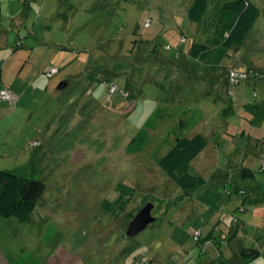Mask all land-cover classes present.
<instances>
[{
	"label": "rangeland",
	"instance_id": "374dc122",
	"mask_svg": "<svg viewBox=\"0 0 264 264\" xmlns=\"http://www.w3.org/2000/svg\"><path fill=\"white\" fill-rule=\"evenodd\" d=\"M253 1L261 15L246 42L215 66L188 55L193 0H49L21 26L5 20L30 50L36 45L32 60L46 84L9 109L27 110L25 118L0 119V169L42 180L46 191L30 220L0 215V264H221L229 247L221 235L235 238L230 247L262 251L245 264H264V218L252 202L264 190V0ZM186 58L201 70L182 67ZM54 66L62 68L49 77ZM247 68L248 78L231 80ZM68 74L78 78L59 89ZM158 109L167 120L151 143L129 149ZM198 132L216 158L199 171L206 184L188 194L158 159L177 137ZM244 167L256 173L244 180L262 186L250 189L247 209L235 181ZM148 203L156 221L126 240Z\"/></svg>",
	"mask_w": 264,
	"mask_h": 264
},
{
	"label": "trees",
	"instance_id": "16d2710c",
	"mask_svg": "<svg viewBox=\"0 0 264 264\" xmlns=\"http://www.w3.org/2000/svg\"><path fill=\"white\" fill-rule=\"evenodd\" d=\"M2 0H0V18ZM261 15L260 8L252 0H193L188 18L198 23L190 54L205 64L221 62L234 46L243 45ZM157 118H151L138 135L132 139L129 149L140 151L145 143L153 140L152 133L167 120L166 114L157 110ZM208 145V137L198 132L191 136L177 137L170 150L158 159L159 165L169 178L192 193L206 184L207 179L193 168V160ZM243 176L254 177L256 173L242 168ZM240 190L244 189H239ZM46 191L42 180L31 178L17 171L0 169V215L15 216L28 221ZM246 193V190H244ZM229 240V239H228ZM262 255L255 247H244L239 256L248 263ZM221 264H233L223 259Z\"/></svg>",
	"mask_w": 264,
	"mask_h": 264
},
{
	"label": "crops",
	"instance_id": "0c3cea01",
	"mask_svg": "<svg viewBox=\"0 0 264 264\" xmlns=\"http://www.w3.org/2000/svg\"><path fill=\"white\" fill-rule=\"evenodd\" d=\"M48 2H49V0H2V15L0 18V62L2 64V65H0V92H1V90L5 89V88H9L17 96V102L12 103V102H9V101L1 98L2 101H0V119L7 117V116L8 117L10 116L11 124H14V122H17L21 118L22 119L25 118V116H23V115H24V113H27L26 112L27 110L21 111L17 108L13 112L9 109L12 106L16 107V105H21V104L24 105L25 99L27 98V95L30 92V90L33 87H34L33 89L35 91L43 89L44 85L46 84V80L43 78V76L41 77L39 72H37L36 62H33V60H32V55L34 53V51L32 49H35L36 45L31 44L33 46V48L30 50L29 46L27 45L26 39L25 40H24V38L20 39L17 36L18 34L15 35L14 32H12L13 31L12 28H11V30L5 29L6 28V26H4L5 20L11 19L12 22H17V24H20V22H21V24H22L23 20H21V18L30 19L32 17V13L35 12L36 7L40 3H43V5L46 6L48 4ZM21 3L23 5H21ZM21 24L19 26H21ZM19 26H17V27H19ZM194 26H195V29H194L195 37H196L198 27H197V25H194ZM31 33L35 34L36 32L33 29L31 31ZM19 40H20V42H19ZM186 40H187V38H186ZM20 47H26L27 49L26 50L20 49ZM188 55L193 57L190 54V51H189ZM24 57H26V58L23 60V63L21 64L20 68L13 74V79L10 80L9 77H10L11 72L14 70V68H16V66L18 65L20 60L23 59ZM225 59H226V57L219 63H213V64H207V65L215 66V65L221 64ZM182 67H187L188 68L187 70L193 71L195 74H196L197 70L200 69V68L195 67V63H191L187 58H186L185 64L184 65L182 64ZM61 68L62 67H59V72H60ZM233 69H235V68H233ZM207 70H209V71H207ZM207 70H205V73H207V75L209 73L212 74V72H210L211 69H207ZM250 70H253V68H247V69H244L243 71H250ZM59 72H58V74H59ZM73 77L74 76H71V74H68V77L65 80V81H67V84L64 85L65 82H62L60 85H63V86L59 87V89L66 87L70 83L71 79H75V78L77 79L78 78V77H74V78ZM215 78H218L217 74L213 77L214 83H215L214 85L216 86L219 84L216 82ZM48 87H49V84H48L46 90L48 89ZM219 89L221 91L223 90V88H221L220 86H219ZM7 109H8V112H7L8 114L5 113V111H7ZM194 134H196V133H194ZM5 144L8 145L10 143H8V141H6ZM215 147H216V145L212 144L208 139V145L206 146V148L200 154H198V156L193 160V162L195 160H198V162H197V167H198L197 169L198 170H196L195 167H193L196 172L200 173L199 171L200 170L202 171L203 167L210 160L215 161V158H216ZM225 166H227V165L225 164ZM237 169H238L239 173H236L237 177H235V178H237L235 181L238 182V184L236 186V192L242 196H246L245 200L244 199H242V200H244L245 208L247 209L246 203H249V201H251L250 196H249L250 189L255 190L257 187L261 188L262 186L257 185L256 180L252 181L251 183H249L248 181H245L244 180L245 176H243V173L241 174L242 177L240 178V176H241L240 172L242 169H240V168H237ZM254 177H256V175ZM252 186H253V188H252ZM239 189L246 190V193H242L241 190H240V192H238ZM229 194H232V192L229 191ZM252 202L253 203L257 202L258 207H257L256 213H258V215H260L264 218V190L262 192H260L258 200L255 201V199H253ZM239 224H240V221L238 222L237 225H239ZM216 229H218V228H216ZM214 230L215 229H213V231H211V229L208 230L206 238L211 237V236L214 237V232H215ZM237 234L239 235L238 230H237ZM236 237H238V236H236ZM228 238H230V237H228ZM228 238H226V237L224 238L221 235V239H219V240L215 239L217 242H221L222 244L229 246L226 249V252H223V254H222V255H224V257L222 256L223 259H227L230 262H232L233 264H245V261L242 259V257L239 256L240 250L242 248H244L242 245V241L241 242L237 241L236 244H234L233 246L230 247V244L232 242H234L235 238H233L229 242H228Z\"/></svg>",
	"mask_w": 264,
	"mask_h": 264
},
{
	"label": "built area",
	"instance_id": "2783aa9c",
	"mask_svg": "<svg viewBox=\"0 0 264 264\" xmlns=\"http://www.w3.org/2000/svg\"><path fill=\"white\" fill-rule=\"evenodd\" d=\"M150 23H151V20H149L148 22H147V25L149 26L150 25ZM183 41H185L186 40V38L185 37H183V39H182ZM48 72V76L49 77H53V76H55L56 74H58V72H59V67H56V66H54V67H52V68H50V69H48L47 70ZM250 76V73H248L247 71H238V70H232L231 72H230V78H231V80L232 81H234V82H237L240 78H248ZM108 86H109V89H110V93L112 94V93H114V92H116L117 91V89H118V85H117V83L115 82V81H108ZM0 97L2 98V99H5V100H7V101H9V102H12V103H16L17 102V96L15 95V93L12 91V90H10L9 88H5V89H3V90H1V92H0ZM36 144H40L38 141L36 142ZM261 170H263L264 171V158H263V161H262V167H261ZM241 192L242 193H244V190H241ZM201 230H197V231H195V233H194V238L197 240V241H200L201 240Z\"/></svg>",
	"mask_w": 264,
	"mask_h": 264
},
{
	"label": "water",
	"instance_id": "95a60500",
	"mask_svg": "<svg viewBox=\"0 0 264 264\" xmlns=\"http://www.w3.org/2000/svg\"><path fill=\"white\" fill-rule=\"evenodd\" d=\"M67 83L65 82L64 85ZM63 85H59L61 87ZM154 208L153 203L145 205L137 214V216L130 223L129 227L124 231V238L130 240L139 235L148 225L156 221V217L153 216L152 210Z\"/></svg>",
	"mask_w": 264,
	"mask_h": 264
}]
</instances>
